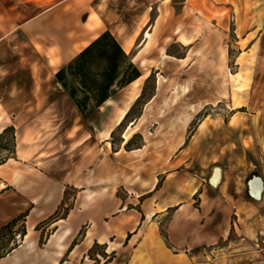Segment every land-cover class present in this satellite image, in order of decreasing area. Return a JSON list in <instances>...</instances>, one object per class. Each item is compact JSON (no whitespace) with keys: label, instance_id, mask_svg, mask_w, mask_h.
<instances>
[{"label":"rangeland","instance_id":"rangeland-1","mask_svg":"<svg viewBox=\"0 0 264 264\" xmlns=\"http://www.w3.org/2000/svg\"><path fill=\"white\" fill-rule=\"evenodd\" d=\"M114 2L104 11L109 28L129 31L125 23L141 25L149 9L127 52L140 80L74 125L79 114L54 91L48 106L58 111L42 122L59 126L31 143L49 159L25 169L67 185L59 209L35 230L76 205L90 223L134 216L157 222L164 239H199L191 252L199 264H264V0ZM149 76L143 101L116 125ZM21 85L0 83V93L19 94ZM8 119L0 110L12 129L0 139V165L15 151ZM254 180L259 200L249 192ZM20 232L19 222L0 233V257L17 248ZM100 253L93 248L90 259Z\"/></svg>","mask_w":264,"mask_h":264},{"label":"crops","instance_id":"crops-1","mask_svg":"<svg viewBox=\"0 0 264 264\" xmlns=\"http://www.w3.org/2000/svg\"><path fill=\"white\" fill-rule=\"evenodd\" d=\"M114 1L0 0V83L22 84L19 94L12 95V89L6 88L0 93V110L10 116L8 122L16 131L14 154L0 165V197L3 198L0 228L27 212L24 237L17 248L0 259V264H199L191 253L201 243L199 239L183 240L170 234L164 239L159 225L151 219L133 216L128 220L119 215L94 224L84 215L85 208L74 205L64 219L53 220L35 230L59 209L61 193L67 185L54 179L49 172H41L43 168H37V175L25 169L27 164L49 159L42 158L36 145L31 143L35 138L50 139L51 134L40 132L59 126L42 122L58 111L48 106L54 91H61L54 75L104 32L114 38L122 51L123 44L131 40V49L139 29L145 25L149 9L141 25L134 27L132 23H125L131 29L121 35L104 23L95 25V12L107 10ZM125 114L126 111H121L116 125ZM79 118L81 116L74 118L73 125ZM6 127V122L0 120V134ZM261 193V182H251V196L259 200ZM81 230L82 239L71 247ZM95 246L102 247L101 253L90 259L88 254Z\"/></svg>","mask_w":264,"mask_h":264},{"label":"trees","instance_id":"trees-1","mask_svg":"<svg viewBox=\"0 0 264 264\" xmlns=\"http://www.w3.org/2000/svg\"><path fill=\"white\" fill-rule=\"evenodd\" d=\"M131 58V55H126L122 51L118 43L108 32H104L82 50L69 65L59 70L54 75V79L81 118L85 119L90 113L97 111L115 93L123 90L140 78V72L132 64ZM151 77L146 78L141 95L124 115L119 126L132 116L134 108L143 101L146 85L151 80ZM9 131H12V129H4L0 134V139ZM128 145L129 141L124 145V148ZM12 154H14V151ZM26 217L27 212L11 220L0 228V233L10 231L20 222L21 232L19 236L22 239L25 235L24 220ZM82 236V233L79 232L71 243V247L77 245ZM91 251L88 254L89 257ZM3 257H0V259Z\"/></svg>","mask_w":264,"mask_h":264},{"label":"bare ground","instance_id":"bare-ground-1","mask_svg":"<svg viewBox=\"0 0 264 264\" xmlns=\"http://www.w3.org/2000/svg\"><path fill=\"white\" fill-rule=\"evenodd\" d=\"M168 0H164V2H167ZM108 12V11H107ZM96 13V15H97V17H95V21H94V23H95V25H99V24H105V25H107L108 27H109V25H110V23L108 22V21H105L104 20V18H105V15H104V11L103 10H99L98 11V13L97 12H95ZM111 17V16H110ZM93 18V17H92ZM118 20V19H117ZM113 23V22H112ZM144 29V28H143ZM113 30L115 31V33L116 34H118V35H121L124 31H125V28H123L122 26H120V25H114L113 26ZM147 37H145V39H146ZM130 47H131V40H129V41H127V42H125L124 44H123V46H122V48H123V51L125 52V53H127L128 51H129V49H130ZM138 80V79H137ZM132 97V96H131ZM131 100V99H130ZM129 100V101H130Z\"/></svg>","mask_w":264,"mask_h":264},{"label":"water","instance_id":"water-1","mask_svg":"<svg viewBox=\"0 0 264 264\" xmlns=\"http://www.w3.org/2000/svg\"><path fill=\"white\" fill-rule=\"evenodd\" d=\"M250 186V185H249ZM249 192H250V187H249Z\"/></svg>","mask_w":264,"mask_h":264},{"label":"built area","instance_id":"built-area-1","mask_svg":"<svg viewBox=\"0 0 264 264\" xmlns=\"http://www.w3.org/2000/svg\"><path fill=\"white\" fill-rule=\"evenodd\" d=\"M262 243H264V242H262Z\"/></svg>","mask_w":264,"mask_h":264}]
</instances>
